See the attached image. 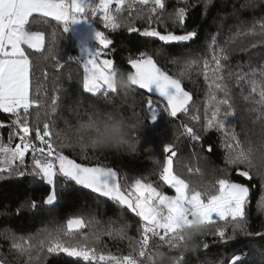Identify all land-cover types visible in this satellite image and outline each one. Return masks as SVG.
Listing matches in <instances>:
<instances>
[{
  "label": "snow or ice",
  "instance_id": "1",
  "mask_svg": "<svg viewBox=\"0 0 264 264\" xmlns=\"http://www.w3.org/2000/svg\"><path fill=\"white\" fill-rule=\"evenodd\" d=\"M137 2L148 6L146 11H137L134 18L129 13L124 18L122 13L126 0H99L98 3L96 0H0V112L11 117L8 124L0 122V128L11 129L8 143L0 141V173L7 172L9 177H23L26 171L20 169H26L25 158L30 153V175L49 187V192L43 198V206H54L59 199L58 187L63 189L65 184L73 182L76 186L89 189L119 206L126 207L141 221L138 229L140 237L137 240L127 237V225L118 230L102 231L96 229L91 220L85 221L79 217L68 219L66 227L62 224L46 227L27 238L11 233L4 235L5 240L11 241L9 252L25 257V264H44L47 257L62 253L82 259L85 264H144V258L151 260L154 256L155 251L150 250V241L153 239L162 242V245H155L156 249L166 245L170 252L176 250L178 254L173 257L176 264H182L185 252L201 246L197 242L198 237H211L214 242L223 244L235 240L238 235L264 238V232L252 233L248 228L249 187L229 178L218 179L215 184L192 186L174 171L173 162L177 152L172 144L164 146L167 155L163 163H156L159 166V179L163 185L174 190L175 195H168L162 188L141 178L135 179L128 190H125L115 169L99 162L91 166L78 163L64 154V149L74 148L78 144L80 153L86 160L88 149L97 150L89 145L90 132L85 135L77 131V141L70 143L66 142L67 137L62 131L56 130L60 100L58 93L62 90V85L53 83L54 94L50 102L45 85L37 83L32 88L34 68L45 62H54L53 66L56 68H62L63 65L57 52L55 30L46 38L44 31L29 30L30 23L47 24L48 21L44 18H51L66 31L70 21H92L90 16H99L106 29L115 31L127 27L129 33L139 32L142 36L157 38L165 45H179L197 37L198 31L195 29L176 34L175 31L167 29L164 32L158 31L153 26L166 23V0H130L127 8L131 9ZM184 2L187 4V0ZM113 3L116 4L115 12L111 8ZM209 3L211 0H206L205 7ZM247 6L241 5V8ZM187 12L188 7H181L168 13V20L174 27L183 30ZM135 20L144 21L148 26L141 32L132 26ZM221 29L222 26L218 27L211 37V59L203 58L202 74L207 86L203 127L205 130L216 129L223 133L224 162L235 168L238 175L248 179L252 178L250 172L255 171L264 188V140L259 147H254L250 140L245 146V141L239 139L234 126L229 122V117L235 115V109L230 102L231 89L226 83L235 77L237 83L247 81L250 84L251 91L243 99L257 105L250 110L258 114L254 123L257 120L264 122V62L259 67H254L252 61H247L250 68L248 72H233L228 66L233 52L247 53L252 48L264 45V18L252 23L240 21L230 26L222 44L219 41ZM95 38L99 47L83 61L82 89L96 99L112 103L109 94L127 97L129 93H122L114 83L116 66L112 59L106 58L108 53L105 51L112 44V40L100 30L95 31ZM250 40L255 42L249 43ZM25 46L36 55L27 52ZM69 59L79 62L75 57ZM128 64L133 69L128 71V75L134 90H144L147 94V119L155 120L161 109L152 98L155 93L164 101L163 110L171 117L191 113L190 118L193 121H201L200 107L194 101L192 92L185 90L183 85V79H192L194 69L197 75L201 74L199 59L185 60L178 75H170L146 51L139 52L135 58L129 57ZM243 66L237 65L241 68ZM42 75L47 78L48 74ZM39 79L38 77L37 80ZM89 106L93 111L86 121L80 122L77 130L90 129L96 118L104 116L91 103ZM144 122L145 120L139 121L141 125ZM67 123L65 119V124ZM182 128V134H186L191 140L201 139L193 127L182 124ZM261 134L264 136V126ZM13 138L18 141L14 146ZM129 138L133 142V152H136L135 132L129 133ZM59 181L64 183L59 184ZM38 207L35 201L24 202L17 208L16 214L24 210L35 211ZM260 211L264 212V206ZM85 228L89 231H82ZM193 228L196 229L192 234L195 242L189 244L185 232ZM104 235L129 239L132 252L120 257L105 255L103 252L98 254L96 245L101 243ZM209 246L208 243H203L204 249ZM242 256L243 253L232 255L230 258L209 261L207 264H242ZM0 264H8V261L0 259Z\"/></svg>",
  "mask_w": 264,
  "mask_h": 264
},
{
  "label": "trees",
  "instance_id": "2",
  "mask_svg": "<svg viewBox=\"0 0 264 264\" xmlns=\"http://www.w3.org/2000/svg\"><path fill=\"white\" fill-rule=\"evenodd\" d=\"M98 2L99 0H96V3ZM128 2L130 0H126L125 10L122 13L124 18H127L129 13L134 18L137 11H146L148 7L137 2L131 9H128ZM205 4L206 0H187V4L184 0H166L164 14L166 23L153 25L158 31L164 32L167 29L175 31L176 34H183V31L194 29L198 31L195 39L179 45H165L157 38L145 37L139 32L129 33L127 27H121L115 31L106 29L99 16H90L92 21L86 20L87 23L92 24L97 30L103 31L112 40V44L107 49V56L113 59L117 68L126 72L133 70L128 64L129 57L135 58L141 51L153 55L158 64L170 75H178L185 60L199 59L201 74L197 75L194 69L192 79H183L185 90L192 92L194 101L200 107L202 119L199 123L190 118L191 113L180 114L176 118L171 117L163 110L164 101L154 95L152 98L161 109L155 120L147 119L148 113L145 107L147 94L144 90L135 89L127 97L109 94L112 103H106L103 99H96L83 92V64L71 28L68 26L67 30L63 31V26L51 18H44L47 19V24L30 23L29 30L44 31L46 38L55 30L57 52L63 67L56 68L53 66L54 62H45L34 68L31 77L32 88L34 89L37 83L45 85L50 102V98L54 94L52 92L53 83L62 85V90L58 93L60 100L56 130L64 133L67 137L66 142L75 143L77 141L79 135L77 128L80 122L86 121L93 111V108L89 106L90 103L101 115L114 114L123 119L129 126V133L135 132L136 134V152L125 154L88 149V158L85 160L80 153L79 145L76 144L74 148L64 149L65 155L75 159L78 163H87L91 166L99 162L103 166L117 170L121 175V184L125 190H128L135 179L141 178L145 182H152L154 186L162 188L164 192L174 194V190L163 185L159 179V166L156 163V161L163 163L167 155L164 152V146L172 144L177 152L173 162L174 171L189 181L192 186L215 184L221 178L248 184L251 188L247 208L248 228L252 233L264 232V212L260 211V208L264 206V188L261 186V178L256 175L255 171L250 172L253 178L252 182H247L238 175L235 168L224 162V134L219 130H205L203 127V106L207 86L202 74L203 58L211 59V37L217 32L218 27L222 26L219 36V41L222 44L230 26H234L240 21L252 23L264 18V0H211L207 7ZM245 4L248 6L241 8V5ZM181 7H188L185 29L183 30L174 27L168 20V13ZM111 8L115 12L116 4L113 3ZM132 26L142 32L148 25L144 21L135 20ZM254 42L249 41V43ZM27 52L33 53V50L27 49ZM33 55L36 54L33 53ZM70 57L78 58L79 62L75 59L70 60ZM247 61H252V66L259 67L264 62V45L252 48L247 53L233 52L228 66L233 72H248L250 68ZM238 64L244 66L237 67ZM43 73L48 74L47 78L43 77ZM38 77L39 80H37ZM226 83L231 89L230 102L235 109V115L229 117V122L234 126V131L239 139L245 141V146L250 140L254 147H259L264 140V136L261 134L264 122L257 120L254 123L258 114L250 110L257 105L243 99L251 91L250 84L247 81L237 83L235 77L227 80ZM33 94L35 93L33 92ZM30 111L34 112V110ZM65 119L68 121L67 124H65ZM141 120H145L143 125L139 123ZM10 121L11 117L8 114L0 112V122L8 124ZM182 124L193 127L201 139L193 141L186 134H182L184 132ZM10 131L11 129L8 127L0 128V141L7 144ZM17 142L13 138L12 146ZM209 146H211V151H209ZM25 164L26 169H20L26 171V175L23 177L16 175L9 177L7 172L0 173V259L8 261V264H25L26 260L25 257H19L9 252L11 241L5 240L4 235L11 233L17 237L27 238L46 227L51 228L58 224L66 227L68 219L77 217L83 218L85 221L91 220L93 226L102 231L118 230L127 225V237H131L133 240L139 239L138 229L141 224L139 217L122 209L112 201L84 191L73 182L65 184L63 189L58 187L59 199L54 206H43V198L49 192V187L30 175L32 165L30 153L26 155ZM58 183L63 184L64 182L59 181ZM29 201L37 202L39 207L35 211L24 210L20 214H16L17 208L22 203ZM82 231H89V229L85 228ZM197 242L201 246L185 252L182 264H207L209 261H219L242 253V264H264V238L255 235H238L235 240L229 241L227 244L219 241L214 242L211 237H198ZM203 243H208L210 246L204 249ZM158 244L162 245V242L157 239L150 241V250L156 251L155 245ZM96 247L99 250L98 254L103 252L105 255L118 257L132 252V243L129 239L113 238L107 235L102 237L101 243ZM160 250L172 256L178 254L176 250L170 252L166 245L161 246ZM154 259V256L151 260L146 257L144 264H152ZM44 264H85V262L62 253L58 256L47 257Z\"/></svg>",
  "mask_w": 264,
  "mask_h": 264
},
{
  "label": "clouds",
  "instance_id": "3",
  "mask_svg": "<svg viewBox=\"0 0 264 264\" xmlns=\"http://www.w3.org/2000/svg\"><path fill=\"white\" fill-rule=\"evenodd\" d=\"M115 86L122 93H131L134 91L132 83L129 79L128 72L119 68L114 69ZM129 126L123 119L114 114H106L98 117L89 128H80L77 131L88 135L89 145L100 152H123L125 154L134 151L133 142L129 138ZM196 229H188L185 232V238L189 244L194 243L192 234ZM155 259L152 264H176L175 258L160 248L154 253Z\"/></svg>",
  "mask_w": 264,
  "mask_h": 264
},
{
  "label": "rangeland",
  "instance_id": "4",
  "mask_svg": "<svg viewBox=\"0 0 264 264\" xmlns=\"http://www.w3.org/2000/svg\"><path fill=\"white\" fill-rule=\"evenodd\" d=\"M81 22H86V20L85 19H80V20H77V21H74V22L70 21L69 22V26L71 28V31H72L73 35H74L76 48L80 51V60L82 61V64H83V61H85L89 57V55L92 52H94L97 47H99V44H98L97 40L89 38V37L86 38V36H84V34L81 33V31L79 29V25H78ZM25 48H26V51H27V47L26 46H25ZM105 51H107V49ZM106 58L112 59L109 56H107ZM242 184H245L246 186L249 187V189H251L248 184H246V183H242ZM165 193L168 194V195H175V193L174 194H171V193H168V192H165Z\"/></svg>",
  "mask_w": 264,
  "mask_h": 264
},
{
  "label": "water",
  "instance_id": "5",
  "mask_svg": "<svg viewBox=\"0 0 264 264\" xmlns=\"http://www.w3.org/2000/svg\"><path fill=\"white\" fill-rule=\"evenodd\" d=\"M79 25V29H80V31H81V33H83L84 34V36H86V38L87 37H89V38H92V39H95L96 40V38H95V31L97 30L92 24H89V23H87V22H81V23H79L78 24ZM154 87V86H153ZM152 95H154V96H157V97H159L157 94H155V93H153ZM117 171V170H116ZM118 172V171H117ZM251 175V174H250ZM252 177V176H251ZM242 178H244L247 182H252L253 181V178H251V179H248V178H245V177H242ZM118 180H119V182L121 183V175H120V173L118 172ZM81 189H83L84 191H86V192H89V193H91V194H95V195H97V196H99V197H101V198H103V199H107V200H109L108 198H105V197H102V196H100L99 194H97V193H94L93 191H91V190H89V189H85V188H82L81 186H79ZM109 201H111V200H109ZM122 209H126V210H128L126 207H123L122 206ZM129 211V210H128ZM130 212V211H129ZM131 213V212H130ZM133 214V213H132Z\"/></svg>",
  "mask_w": 264,
  "mask_h": 264
},
{
  "label": "built area",
  "instance_id": "6",
  "mask_svg": "<svg viewBox=\"0 0 264 264\" xmlns=\"http://www.w3.org/2000/svg\"><path fill=\"white\" fill-rule=\"evenodd\" d=\"M113 202V201H112ZM115 203V202H114ZM116 204V203H115ZM117 205V204H116ZM117 206H119V205H117ZM122 207V206H121ZM184 261V256L182 257V262Z\"/></svg>",
  "mask_w": 264,
  "mask_h": 264
}]
</instances>
